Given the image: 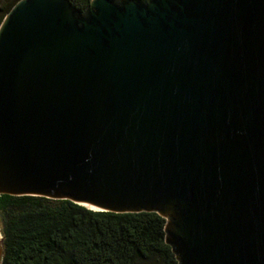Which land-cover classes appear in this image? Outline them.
<instances>
[{
	"label": "water",
	"instance_id": "95a60500",
	"mask_svg": "<svg viewBox=\"0 0 264 264\" xmlns=\"http://www.w3.org/2000/svg\"><path fill=\"white\" fill-rule=\"evenodd\" d=\"M0 194L155 212L178 264H264V0H17Z\"/></svg>",
	"mask_w": 264,
	"mask_h": 264
},
{
	"label": "trees",
	"instance_id": "16d2710c",
	"mask_svg": "<svg viewBox=\"0 0 264 264\" xmlns=\"http://www.w3.org/2000/svg\"><path fill=\"white\" fill-rule=\"evenodd\" d=\"M17 0H0V21ZM83 10L89 0H70ZM155 212L99 211L67 199L0 194V264H178Z\"/></svg>",
	"mask_w": 264,
	"mask_h": 264
},
{
	"label": "rangeland",
	"instance_id": "374dc122",
	"mask_svg": "<svg viewBox=\"0 0 264 264\" xmlns=\"http://www.w3.org/2000/svg\"><path fill=\"white\" fill-rule=\"evenodd\" d=\"M2 257V245H1V242H0V259Z\"/></svg>",
	"mask_w": 264,
	"mask_h": 264
}]
</instances>
